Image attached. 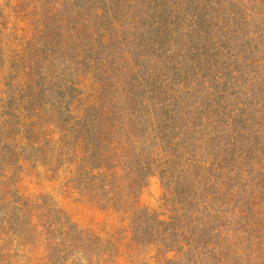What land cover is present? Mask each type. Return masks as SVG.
I'll use <instances>...</instances> for the list:
<instances>
[{
  "label": "trees",
  "instance_id": "1",
  "mask_svg": "<svg viewBox=\"0 0 264 264\" xmlns=\"http://www.w3.org/2000/svg\"><path fill=\"white\" fill-rule=\"evenodd\" d=\"M40 3L24 97L0 98V264L15 242L31 264H264V0ZM28 159L117 229L21 192ZM153 173L161 209L139 202Z\"/></svg>",
  "mask_w": 264,
  "mask_h": 264
},
{
  "label": "rangeland",
  "instance_id": "2",
  "mask_svg": "<svg viewBox=\"0 0 264 264\" xmlns=\"http://www.w3.org/2000/svg\"><path fill=\"white\" fill-rule=\"evenodd\" d=\"M41 0H0V98L5 92L7 107L2 116H9L17 100L25 92L20 80L23 68V52L26 41L35 37L41 23ZM79 86L84 97L91 99L97 88L98 80L89 71L78 74ZM17 186L27 194L45 193L53 203L62 208L81 227L91 228L103 237H108L119 226L115 213L102 210L83 199L59 174H56L43 162L32 159L22 160ZM162 185L157 173L148 176L141 187L139 202L141 205L161 209ZM5 245V244H4ZM9 253L11 264H31L29 253L22 244L12 245Z\"/></svg>",
  "mask_w": 264,
  "mask_h": 264
}]
</instances>
